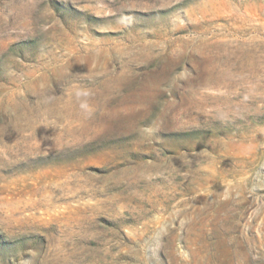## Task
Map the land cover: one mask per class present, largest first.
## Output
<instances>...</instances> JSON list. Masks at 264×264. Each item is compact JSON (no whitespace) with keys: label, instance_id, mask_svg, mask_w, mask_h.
<instances>
[{"label":"rangeland","instance_id":"rangeland-1","mask_svg":"<svg viewBox=\"0 0 264 264\" xmlns=\"http://www.w3.org/2000/svg\"><path fill=\"white\" fill-rule=\"evenodd\" d=\"M0 264H264V0H0Z\"/></svg>","mask_w":264,"mask_h":264}]
</instances>
